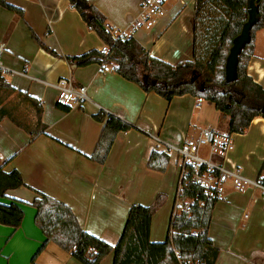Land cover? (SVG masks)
I'll return each instance as SVG.
<instances>
[{"label": "crops", "instance_id": "crops-1", "mask_svg": "<svg viewBox=\"0 0 264 264\" xmlns=\"http://www.w3.org/2000/svg\"><path fill=\"white\" fill-rule=\"evenodd\" d=\"M6 1L23 17L0 7V44L5 46L1 66L17 73L0 77L39 102L45 128L29 135L7 118L0 122V168L17 172L24 184L0 197V264H83L51 242L37 254L59 217L30 206L35 192L66 205L85 233L112 247L130 207L151 206L162 194L166 201L152 217L149 240L163 242L166 236L160 232L166 225L160 218L174 200L179 166L169 160L164 173L147 169L150 153L162 152L155 138L179 147L202 129L227 131L228 119L203 98L183 95L167 102L112 70L101 73L99 64L70 66L66 56L98 51L105 44L68 0ZM86 1L105 17L114 38L130 36L150 56L171 66L192 60L195 0H163L162 11L148 18L149 29L139 21L147 0ZM32 34L59 57L43 50ZM246 72L264 90V27L255 34ZM60 78L85 87L87 100L76 106L59 103L52 85ZM99 113L131 126L117 134L103 165L89 159L103 127L95 119ZM201 158L210 156L206 152ZM212 159L236 168L247 180L264 181V120L255 118L243 134H233L224 160ZM217 192L208 230L219 251L216 264H264V191L252 186L237 190L229 180L219 184ZM99 264H113V253Z\"/></svg>", "mask_w": 264, "mask_h": 264}, {"label": "trees", "instance_id": "trees-1", "mask_svg": "<svg viewBox=\"0 0 264 264\" xmlns=\"http://www.w3.org/2000/svg\"><path fill=\"white\" fill-rule=\"evenodd\" d=\"M68 1L108 48L106 55L91 50L80 56H66L64 59L70 66H107L145 93H154L167 102L183 95L203 98L228 119L226 132L230 135L243 134L255 118L264 120V90L246 72L253 56L255 34L264 27V0H253L252 6L251 0H195L192 60L175 66L150 56L130 36L114 38L106 28L105 17L86 0ZM0 7L23 17L22 11L6 0H0ZM250 18L254 22L249 42L238 56V78L227 83L225 63L232 42ZM32 37L47 53L59 57L35 34ZM64 108L67 110V106ZM41 113L37 100L16 91L0 77V122L7 118L29 135H36L45 128L41 124ZM95 119L103 123V127L89 159L103 165L117 134L128 131L131 126L103 113L97 114ZM168 165L169 157L156 150L150 153L146 163L147 169L158 173H164ZM194 175L195 172L186 166V174L177 184L166 237L161 243L150 242L149 231L153 215L165 201L162 194L155 197L151 206L130 207L121 237L112 247L85 233L66 205L35 192L37 198L30 206L59 217L57 227L37 254L51 242L83 264H99L111 252L113 264H216L219 251L210 240L208 230L213 207L219 200L218 192L213 190L205 196L203 189L195 183ZM23 185L17 172L4 173L0 168V197ZM185 202H188L187 207H178V203Z\"/></svg>", "mask_w": 264, "mask_h": 264}, {"label": "built area", "instance_id": "built-area-1", "mask_svg": "<svg viewBox=\"0 0 264 264\" xmlns=\"http://www.w3.org/2000/svg\"><path fill=\"white\" fill-rule=\"evenodd\" d=\"M145 14L139 18L141 26L145 29L150 28L149 16L159 14L163 8V0H147L144 4ZM4 44H0V56L4 50ZM102 55L108 52L107 46H102L98 50ZM100 72H108L110 69L107 66L100 65ZM17 74L14 71L6 70L1 66L0 74ZM19 75L25 76L20 73ZM54 89L59 92V103L79 105L87 100V93L85 87H74L68 78H60L55 84L52 85ZM199 99L198 102H201ZM231 136L228 132H217L211 128L200 130L197 138L184 140L179 147H174L169 144H164L155 138L156 142L161 146L162 152L165 153L169 160L177 163L179 166V179L186 174V166H189L194 172V181L203 189V194L209 196L212 191H217L218 185L227 181H231L237 190H244L252 186L253 188L264 191V181L254 180L250 181L241 176L239 171L233 167L225 166L224 162H215L212 157L216 156L224 160L226 151L231 144ZM206 145L209 147L208 155L210 159L205 160L199 156V149L201 146ZM217 173V175H214ZM188 202L185 204L178 203L179 208L187 207ZM202 205V204H201Z\"/></svg>", "mask_w": 264, "mask_h": 264}, {"label": "water", "instance_id": "water-1", "mask_svg": "<svg viewBox=\"0 0 264 264\" xmlns=\"http://www.w3.org/2000/svg\"><path fill=\"white\" fill-rule=\"evenodd\" d=\"M251 6L253 5V0L250 1ZM254 19L250 18L242 27L239 36H237L233 42L232 47L229 51L228 57L225 63V81L227 83L235 82L238 78L237 75V63L238 56L243 50V48L249 42V32L252 28Z\"/></svg>", "mask_w": 264, "mask_h": 264}, {"label": "rangeland", "instance_id": "rangeland-1", "mask_svg": "<svg viewBox=\"0 0 264 264\" xmlns=\"http://www.w3.org/2000/svg\"><path fill=\"white\" fill-rule=\"evenodd\" d=\"M209 151V147L208 146H206V145H203V146H201L200 147V149H199V156L201 157V155H203L204 153H206V152H208ZM165 201H166V197H165ZM172 202L173 201H171L170 200V202H169V205H168V208H169V211H167V213L166 214H164V216L162 217V218H160V223H163V227L166 225V228H165V230L162 228V232H160V234H161V237L163 236V239H164V237L166 236L165 235V232H166V230H167V227H168V218H169V214H170V211H171V208H172ZM161 209V207L158 209V210H160ZM160 228H161V226H160ZM159 228V229H160ZM161 231V230H160Z\"/></svg>", "mask_w": 264, "mask_h": 264}]
</instances>
